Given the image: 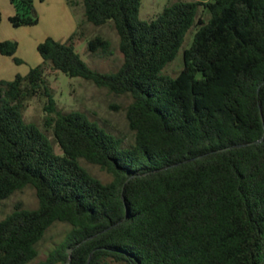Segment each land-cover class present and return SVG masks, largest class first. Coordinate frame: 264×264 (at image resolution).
I'll return each instance as SVG.
<instances>
[{"label":"trees","instance_id":"1","mask_svg":"<svg viewBox=\"0 0 264 264\" xmlns=\"http://www.w3.org/2000/svg\"><path fill=\"white\" fill-rule=\"evenodd\" d=\"M34 1L20 0L14 26L38 23ZM80 1L78 30L65 42L48 36L42 63L0 81V202L27 186L39 202L0 220V264L35 259L56 222L71 228L39 264H264V140L251 143L264 136V0H176L151 20L140 18L143 0ZM85 22L114 24L117 71L95 70L76 51ZM194 25L183 69L164 73ZM89 48L109 53L111 41L96 35ZM17 49L0 41L3 55ZM54 70L130 94L134 141L58 109ZM37 97L48 101L42 127L25 119Z\"/></svg>","mask_w":264,"mask_h":264},{"label":"rangeland","instance_id":"2","mask_svg":"<svg viewBox=\"0 0 264 264\" xmlns=\"http://www.w3.org/2000/svg\"><path fill=\"white\" fill-rule=\"evenodd\" d=\"M176 0H143L140 9L142 20H151L163 11L166 5ZM210 1V0H200ZM2 22L0 25V40L18 42V49L13 56L0 54V81L12 80L19 73L26 75L32 67L42 63V57L37 44L44 41L49 35L60 41L68 38L78 30L79 22L84 19V6L78 3L69 4L68 0H35L32 15L38 18L35 25L14 26L10 17L18 12L24 13L20 0H0ZM201 17L208 20L210 14L201 10ZM197 25L186 34L185 41L176 58L163 70L164 73L176 76L184 67L183 52L193 42ZM84 34H79L75 41L76 51L93 69L101 72L117 71L124 62V55L119 48L120 36L112 22L105 25H95L85 22L81 28ZM96 35H103L111 41V52H92L89 41ZM49 81L56 98L58 109L62 111L78 110L98 122L102 127L122 137L124 144L134 141V133L130 129L126 112L133 98L130 94H117L107 87L99 86L92 80L82 77H69L61 71H52ZM45 97H37L28 101L25 110V119L35 122L41 127L47 115ZM53 140V135L48 132ZM57 151L59 146L54 142ZM82 164L91 173L104 182L112 179L111 174L100 166L82 159ZM22 202L25 207L38 206V197L33 186H27L15 192L8 199L0 202V220L11 213L15 205ZM67 223L56 222L52 225L44 238L38 243V256L27 264H39L45 261L52 250L61 244L70 230ZM56 264H63L61 261Z\"/></svg>","mask_w":264,"mask_h":264},{"label":"water","instance_id":"3","mask_svg":"<svg viewBox=\"0 0 264 264\" xmlns=\"http://www.w3.org/2000/svg\"><path fill=\"white\" fill-rule=\"evenodd\" d=\"M263 140H264V136H263L262 138L256 140V141L251 142V143H260V142H262ZM72 251H73V249H70V251H69L70 254H71ZM67 264H70V259H69V261L67 262Z\"/></svg>","mask_w":264,"mask_h":264},{"label":"crops","instance_id":"4","mask_svg":"<svg viewBox=\"0 0 264 264\" xmlns=\"http://www.w3.org/2000/svg\"><path fill=\"white\" fill-rule=\"evenodd\" d=\"M49 36H50V35H49ZM0 41H1V40H0ZM40 42H42V41H40ZM40 42H39V43H40ZM39 43H38V44H39ZM38 44H37V46H38ZM0 54H1V53H0ZM1 55H2V54H1ZM18 74H19V73H18Z\"/></svg>","mask_w":264,"mask_h":264}]
</instances>
